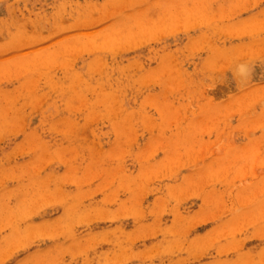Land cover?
<instances>
[{
    "label": "rangeland",
    "instance_id": "1",
    "mask_svg": "<svg viewBox=\"0 0 264 264\" xmlns=\"http://www.w3.org/2000/svg\"><path fill=\"white\" fill-rule=\"evenodd\" d=\"M0 264H264V0H0Z\"/></svg>",
    "mask_w": 264,
    "mask_h": 264
},
{
    "label": "clouds",
    "instance_id": "2",
    "mask_svg": "<svg viewBox=\"0 0 264 264\" xmlns=\"http://www.w3.org/2000/svg\"><path fill=\"white\" fill-rule=\"evenodd\" d=\"M253 72V64L250 63H241L237 65V74L241 77L243 82H246L251 79Z\"/></svg>",
    "mask_w": 264,
    "mask_h": 264
}]
</instances>
